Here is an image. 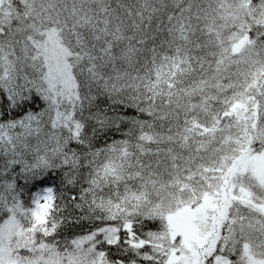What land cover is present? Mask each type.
Listing matches in <instances>:
<instances>
[{
	"label": "snow or ice",
	"instance_id": "obj_1",
	"mask_svg": "<svg viewBox=\"0 0 264 264\" xmlns=\"http://www.w3.org/2000/svg\"><path fill=\"white\" fill-rule=\"evenodd\" d=\"M0 264H264V0H0Z\"/></svg>",
	"mask_w": 264,
	"mask_h": 264
}]
</instances>
